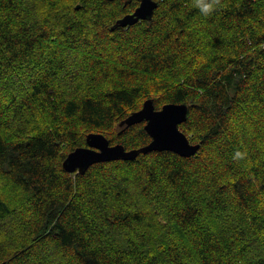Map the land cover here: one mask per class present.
Instances as JSON below:
<instances>
[{
    "label": "trees",
    "instance_id": "16d2710c",
    "mask_svg": "<svg viewBox=\"0 0 264 264\" xmlns=\"http://www.w3.org/2000/svg\"><path fill=\"white\" fill-rule=\"evenodd\" d=\"M155 1L0 0V264H264V0ZM148 99L196 154L64 169L89 134L149 144L120 125Z\"/></svg>",
    "mask_w": 264,
    "mask_h": 264
},
{
    "label": "water",
    "instance_id": "95a60500",
    "mask_svg": "<svg viewBox=\"0 0 264 264\" xmlns=\"http://www.w3.org/2000/svg\"><path fill=\"white\" fill-rule=\"evenodd\" d=\"M157 7L158 2L155 0H141L134 12L118 19L115 27L118 25L125 27L141 20L152 19ZM188 111V105L184 103H167L157 109L153 99H148L140 110L123 119L120 125L132 126L145 121V130L152 138L149 144L126 150L123 145H111L103 134H89L86 139L87 145L70 152L63 162V167L71 173H84L95 163L131 160L137 158L140 153L147 154L152 151L168 150L190 157L198 152L200 144L191 143L187 134L180 128V124L188 119Z\"/></svg>",
    "mask_w": 264,
    "mask_h": 264
},
{
    "label": "clouds",
    "instance_id": "9594fccd",
    "mask_svg": "<svg viewBox=\"0 0 264 264\" xmlns=\"http://www.w3.org/2000/svg\"><path fill=\"white\" fill-rule=\"evenodd\" d=\"M195 6L199 8L200 12L205 16L210 15L217 6V0H195ZM240 152L236 153L237 157L242 156Z\"/></svg>",
    "mask_w": 264,
    "mask_h": 264
}]
</instances>
